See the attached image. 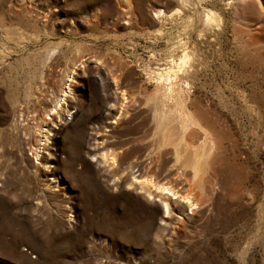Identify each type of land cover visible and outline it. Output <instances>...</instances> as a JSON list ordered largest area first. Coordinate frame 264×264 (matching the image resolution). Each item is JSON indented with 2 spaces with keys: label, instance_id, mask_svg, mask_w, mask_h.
<instances>
[{
  "label": "rangeland",
  "instance_id": "1",
  "mask_svg": "<svg viewBox=\"0 0 264 264\" xmlns=\"http://www.w3.org/2000/svg\"><path fill=\"white\" fill-rule=\"evenodd\" d=\"M184 1L0 0V264H264V39L226 0L211 27ZM179 57L184 143L209 141L195 181L156 127ZM132 177L171 187L173 214Z\"/></svg>",
  "mask_w": 264,
  "mask_h": 264
},
{
  "label": "bare ground",
  "instance_id": "2",
  "mask_svg": "<svg viewBox=\"0 0 264 264\" xmlns=\"http://www.w3.org/2000/svg\"><path fill=\"white\" fill-rule=\"evenodd\" d=\"M179 2L183 6V8L185 7L187 8V10L189 9V4L187 3L188 5H186V2L184 0H179ZM211 2L212 0H193L194 8L192 7L194 11L202 13L203 22L209 27L215 25L217 26L220 21V16L213 12L211 9L207 8L212 5ZM226 2L225 3L228 7L235 6L237 7V9L239 8L237 18L246 29H244L243 32L246 37L244 45L253 48L255 44H259L260 41L264 39V32H262L264 31V17L262 18L263 24L257 27V30H259L260 32L250 33L248 27L255 23V21H253L252 19V11L255 5L264 6V0H226ZM154 17L157 23H162L167 19L166 17H168L169 19L173 18V16L170 15L166 16L161 10H156V12H154ZM158 34H161V31H158ZM187 65L188 58L183 59L182 57H179L176 60L172 61L171 65L166 68V71L164 73L156 75L154 79L155 94L160 97L165 108L161 111L160 115L158 116L156 127L158 128V131L161 134V141L164 146L171 147L175 159L177 162H179L181 169L186 170L189 173L191 180L195 181L202 170L203 164L206 163V151L208 150L209 141L206 138L205 132H202V144L200 145V147L194 149L192 152L189 153L188 147L183 140V135L187 131V129L192 126H195V122L191 119L192 117H190L189 114L185 112L183 106H181L180 102H178L176 98L178 93H175L178 82L182 78V75L185 73ZM113 82H115L114 87L119 86L116 83L115 78L113 79ZM119 101H123L122 94L120 95ZM62 102L63 98L58 102V107H56V111L58 108L60 113L66 114L68 112L67 106H63L60 109V104ZM167 104L170 107L169 110H167V108L169 107L166 108ZM173 120L179 121L176 142L173 140V135L169 130V123ZM49 138L50 133L49 131H47L43 135V140L47 143ZM98 157L105 164H113V158L109 157L107 153H99ZM132 180L135 182L133 183V185L139 193L145 195L148 199H156L160 202L163 215L171 216L173 214L171 200L177 197V193L171 187H168L167 185L163 184H157L150 178L132 177ZM179 198L182 202L185 203L186 208L189 209V211H193V209L196 207V205L190 200V197L188 195L183 197L179 196Z\"/></svg>",
  "mask_w": 264,
  "mask_h": 264
}]
</instances>
